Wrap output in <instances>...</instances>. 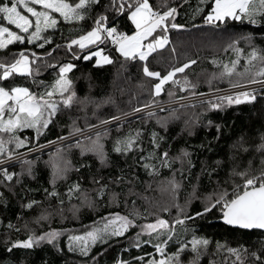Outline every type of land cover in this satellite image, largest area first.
I'll return each instance as SVG.
<instances>
[{
    "label": "snow or ice",
    "instance_id": "snow-or-ice-1",
    "mask_svg": "<svg viewBox=\"0 0 264 264\" xmlns=\"http://www.w3.org/2000/svg\"><path fill=\"white\" fill-rule=\"evenodd\" d=\"M183 2L186 3L187 0ZM206 2L207 0H199L192 11L193 19L205 11L203 5ZM172 3L173 0H164L158 5L150 3V0H108V3H102V0H0V17L17 29L14 31L0 23V50L7 49L16 42L22 44L27 41L32 44L41 40L43 43L36 46L43 48L44 44L52 40L48 30H57L60 20L77 25L91 20L90 29H77L81 34L66 41L73 58L86 62L95 58L93 67L110 65L114 61L105 54V47L111 44L125 60L145 61L142 67L144 75L155 78L157 82L151 86L149 100L133 108L132 114L143 112L145 122L154 120L166 132L169 125L180 120L181 116L178 109L163 107V102L157 99L161 93L179 102L181 109L199 105L198 113L183 120L184 129L191 136L194 135L195 126L201 123L206 129L215 128L216 134L212 140L198 146L211 152L212 148L208 145L220 139L225 125L203 118L209 112H223L233 106L251 104L257 100L258 95L264 98V47L252 44L254 34L251 32L227 44L224 52H231L232 56L228 60L215 56L211 59V64L217 70L210 72L204 81L208 85L207 93L197 91L199 81L193 82L185 71L195 65L196 60L189 59L179 66H173L163 75L160 71L151 70L147 61L153 53L169 44V30L185 28L184 24L175 22L180 14L178 7L182 4L169 6ZM21 8L30 15L24 14ZM94 8L102 10L93 16ZM121 16L129 22L130 32L121 29ZM228 21L264 27V0H213L203 22L219 27ZM260 35L264 37V33ZM240 39L248 41L247 51L238 46ZM73 46L79 52L73 51ZM50 55V52L40 54L22 49L13 54L11 62L0 61V205L7 207L9 197L17 195V188L22 193L42 192V200L29 198L26 203L21 204V208L36 211L34 222L43 224L57 217L68 219L65 212L72 219H78L81 207H95L97 201L104 197H107L109 204H119L121 193L115 191L113 186L131 183L126 181L123 174L115 178L110 176L106 181L103 176L92 175L90 182L95 187L91 189L85 188L81 183L82 176L79 180L69 182L73 173L79 175L82 169L90 171L94 163H98L101 169L108 168L112 154H117L131 157L143 167L151 178L146 190L151 189L152 182L155 181L159 190L167 195L164 203L152 202L153 206L159 208V213L169 215L175 210V216L169 220L154 212L149 213L154 217L151 222L137 223L139 218L146 220L147 216L142 217L133 200L127 214L108 213L99 218V223L94 221L82 226L79 232L75 229L49 227L47 231L40 233L30 231L24 239H9L5 246L7 256L11 257L14 250L34 252L45 245L60 251L62 237L70 251H79L88 256L93 246L107 244L110 239L122 237L130 229L138 228L139 231L129 241V248L142 249L143 245L152 244L154 251L136 256L129 254L127 259L118 257L115 264H202L210 247L213 248L211 255L216 259H209L208 264H264V252L250 251L243 243L233 246L227 240L213 241L210 236L198 234V228L188 227L189 224L202 220L209 225L222 223L226 227L245 231L264 230V169L253 174L250 171L251 160L242 171L232 170L234 175L242 179V184H233L231 191L218 186L212 192L199 196L197 193L202 177L207 176L211 181L212 175L225 162L216 159L212 162L214 166H210L206 160L201 161L200 170L195 171L193 146H181L172 153L170 144L163 147L166 137L155 128L148 133L142 128H129L126 133L121 134V118L128 113L112 115L107 119L97 117L96 124L85 121L84 127L78 125V118L69 117L71 123L67 125L69 131L66 135L40 143L49 126L65 111L74 108L84 110L88 104L99 109L104 103H113L111 97L103 98L97 103L87 95L79 96L75 91L74 80L69 77V73L77 65L72 62L45 64V58ZM46 67L58 69L50 82L38 79L41 70ZM17 77L30 81L35 89L15 85L12 81ZM220 81H227L228 89L214 86L215 82ZM176 88L187 91L188 95H177L174 90ZM187 100H195L196 103H184ZM160 112H166L167 115L162 116ZM95 115L94 111L93 116ZM112 124L118 133L115 137H112ZM22 130H31L34 135H23ZM146 135L149 147H145ZM258 140L256 144H247L241 134L229 147L239 148L245 153L250 150L260 153V163L264 165V131L258 134ZM53 145L57 147L47 153V159H43L44 149ZM22 148L26 150L19 151ZM17 166L18 171L15 170ZM165 170L168 175L162 176L161 173ZM40 173L47 175L48 186L28 188L27 184L36 181ZM186 185L191 191L186 190ZM61 187L63 191L60 190ZM182 192L185 193L183 203L180 202ZM132 195L138 193L134 188H129L123 200L126 207L129 204L127 197ZM74 199L79 203H72ZM194 200L200 202V208L196 211L191 210ZM143 212L147 213L148 209L144 208ZM176 225L182 226L185 233L191 232V239L185 240L183 236L177 239ZM7 227L19 231L11 221ZM144 236L148 239H142ZM153 240L157 242L153 244ZM261 245L264 247V238L261 239ZM169 247L174 250L169 251ZM125 251L128 252V249ZM187 253L191 255L187 256ZM91 259L95 261V256ZM4 264H16V260L7 259ZM20 264H24L23 260Z\"/></svg>",
    "mask_w": 264,
    "mask_h": 264
},
{
    "label": "trees",
    "instance_id": "trees-1",
    "mask_svg": "<svg viewBox=\"0 0 264 264\" xmlns=\"http://www.w3.org/2000/svg\"><path fill=\"white\" fill-rule=\"evenodd\" d=\"M164 0H150V3L156 5L163 3ZM199 0H187L186 3L183 0H173V3L169 6L181 5L178 7L180 13L176 18V23L184 24L183 29H170L168 32L169 44L165 45L163 49H159L156 53H153L147 61L151 70L160 71L161 74H165L167 70H170L173 66H179L185 63L187 60H196V64L192 65L190 69H186V73L193 82L199 81V87L197 91L208 90V85L204 83L208 74L212 71H216V67L211 64V59L215 56L222 60H228L231 58L232 53L225 54L224 48L232 40L245 36L251 32L254 34L252 44L259 47H264V37L260 33H264V27H256L248 25L247 22L240 23L234 21H228L226 24H220L219 27L215 25L205 24L203 17L207 15V11L210 9L213 0H207L203 5L205 11L192 18V11L197 6ZM102 3H108V0H102ZM102 9L94 8L92 15L95 16L97 11ZM111 22V14H109ZM120 27L122 30L130 32L129 22L124 16L120 17ZM92 24L91 20H86L80 24H67L60 20L59 27L53 32L48 30L52 35V40L48 44H44L43 48H39L36 45L43 43V41H34L32 44L24 42L20 44L18 42L13 45H9L4 51H0V57L2 60L14 59L13 54L20 51L19 48L24 50H30L32 52L44 53L50 52L51 55L45 58V64H63L72 62L77 65L69 77L74 80L75 91L79 96H89L94 98L97 103H100L103 98L111 97L113 103H104L99 109H96L93 104H88L84 110L74 108L70 111H65L62 115H59L54 124L49 126V130L45 137H42L40 143H44L47 140L56 139L57 136H64L69 131L67 127L71 123L69 117L78 118L77 123L80 127H84L85 121L88 123L96 124L97 117L101 119H107L112 115H120L131 111L133 108L139 107L140 104L146 102L150 98V89L153 83L157 82L155 78L146 77L142 71L145 61L139 59L125 60L116 50L114 45H101L105 47V51L113 59V63L110 65H103L93 67V58L90 61H83L82 59H74L72 54L68 51L66 41L81 34L77 29H90ZM134 27V26H133ZM59 45V47H57ZM239 47L245 49L249 48V43L246 40H239ZM175 49V51H172ZM95 51V48L92 49ZM73 51L79 52L76 46H73ZM86 53H81V55ZM243 63V61H241ZM58 69L46 67L41 70V74L38 79L45 82L52 81ZM179 75V74H178ZM15 85L29 86L35 89V85L30 81L17 77L12 81ZM214 86L222 88L228 86L227 81L215 82ZM167 88L168 85H165ZM177 95H186L187 91H181L179 88L174 89ZM160 101L170 99L165 93L157 98ZM195 104V103H192ZM178 109L181 119L172 122L167 131L160 129L155 124L154 120L145 122L144 114L138 115L127 120L122 121L123 127L121 134L126 133L129 128L136 129L142 128L145 133L150 132L153 128L161 135L166 137V143L163 147L171 145V152L174 153L176 149L181 146H193L192 151L193 162L196 164L195 171L200 170V162L207 161L210 166L216 159L223 160L225 163L216 170L212 175L211 181L207 176L202 177L201 186L197 195L203 196L209 192H212L217 187L227 188L229 191L233 188V184L243 183L242 179L233 174L232 170L242 171L248 167V162L251 160L250 171L255 174L258 171L264 169V165L260 163V153H255L250 150L245 153L237 149H230V145L237 140V138L243 134L247 144H256L259 142L258 134L264 131V98L259 95L257 100L251 104H244L239 106H233L226 109L223 112L213 111L209 112L203 119H212L217 123L225 125L222 129V134L218 141L212 142L208 147L212 148L209 152L205 149H201L198 146L206 141H211L215 136V128L206 129L203 124L195 126L193 129L194 135H189L188 131L184 129L183 120L188 116H193L200 111V106L195 108H184L180 106L170 107ZM95 111L96 115L93 116ZM160 115H167L166 112H160ZM112 130V137H115L118 133L115 130V125L110 126ZM23 135L32 137L34 134L31 130L22 131ZM90 134V133H89ZM145 147H149L147 143V135L145 136ZM31 146V145H29ZM110 147V141L108 142ZM56 146L45 149L43 159H47V153L53 151ZM26 149H19L23 151ZM40 155V153H36ZM179 167V165H176ZM13 170V169H10ZM15 170H19L18 166ZM126 178V181L131 183H122L118 186H113L114 190L121 193L120 203L109 204L107 197L97 201L95 207L83 206L80 209L79 218L72 219L70 214L65 212L68 219L54 218L50 222H44L43 224H36L34 217L37 215L36 211L22 209L21 204L26 203L29 198L42 200L43 193L39 191L22 193L20 188L16 189L17 195L9 197V204L7 207L0 205V264H4L7 259H15L16 264H20L23 260L24 264H115V260L120 258H129V254L132 256L141 255L143 252H153L152 244L143 245L142 249L129 248V241L138 228L130 229L122 237H114L108 241L107 244H97L93 246L88 256L82 255L79 251H70L67 248L66 240L61 238L60 248L58 251L50 245L42 246L36 249L34 252H25L21 250H14L11 257L5 253L6 241L24 239L30 231L40 233L47 231L49 227L63 228V229H75L77 232L82 230V226L90 225L92 222L99 223V218L106 216L108 213L119 212L121 214H127L131 207V202L136 201V207L140 209L143 216H147V219L139 218L137 223L151 222L154 218L149 213H159V208L154 207L152 202L164 203L167 200V195L159 190L155 181L152 182V188L146 190V185L150 181V177L145 172L143 167L139 163L134 162L131 157L120 156L112 154L111 164L108 168L101 169L98 163H94L93 168L89 170L82 169L78 174L73 173L71 175V181L79 180L82 176L81 183L85 188H93L90 180L92 175H99L105 178L121 175ZM162 176H167L168 172L165 170L161 173ZM135 177V178H134ZM156 179H159L156 178ZM217 182H219L217 184ZM47 175L44 173L38 174L36 181L27 184L30 189H37L41 187H47ZM134 188V191L138 195L128 196L129 201L126 207L123 203L127 190ZM63 191V187L60 189ZM186 190L191 191L190 188ZM185 193L180 194V202L183 203ZM53 204L55 201L52 202ZM72 203H79L78 200H73ZM68 205L66 204L65 207ZM147 208L148 212L144 213L143 209ZM200 208V202L194 200L191 206L192 211H196ZM164 218L171 220L172 216H175V210L171 215L167 213H159ZM18 228L19 231L9 229L7 227L8 222ZM25 225L27 227L25 228ZM176 238L183 236L185 240L191 239V232L185 233L183 227L176 225ZM189 228L196 227L200 231L198 234L207 235L215 240H227L231 245L235 246L237 243H243L250 251L264 252V247L261 245V239L264 238V231L261 230H239L236 228L226 227L221 224H207L202 220H197L194 224H189ZM142 239H148L147 236ZM157 241L153 240V244ZM128 249V252L125 251ZM169 251L174 250L169 247ZM213 248H209V254L202 259V264H208L209 259H216L211 253ZM191 253H187L190 256ZM95 256V261L91 257ZM187 256L185 258H187ZM222 259V257H220ZM251 259V257H249Z\"/></svg>",
    "mask_w": 264,
    "mask_h": 264
},
{
    "label": "built area",
    "instance_id": "built-area-1",
    "mask_svg": "<svg viewBox=\"0 0 264 264\" xmlns=\"http://www.w3.org/2000/svg\"><path fill=\"white\" fill-rule=\"evenodd\" d=\"M220 89H228V86H226V87H222V88H220ZM238 90H242V89H238ZM202 93H207L208 92V90H206V91H201ZM188 94H186V95H181V96H187ZM163 102V107H165V108H170V107H175V106H179V102H176V101H174L173 99H167V100H163L162 101ZM184 103H189V104H192V103H196V101L195 100H187V101H184ZM126 113H128V115L127 116H125V117H122L121 119H122V121H124V120H127V119H129V118H132V117H135V116H138V115H142V114H144L143 112H141V113H136V114H132V112L131 111H129V112H126ZM119 116V115H118ZM111 126V125H110ZM53 140H55V139H53ZM54 146H56V145H53L52 147H54ZM52 147H50V148H52ZM46 149H49V148H46ZM45 150V149H44ZM23 151H25V150H23ZM23 151H21V152H23Z\"/></svg>",
    "mask_w": 264,
    "mask_h": 264
},
{
    "label": "rangeland",
    "instance_id": "rangeland-1",
    "mask_svg": "<svg viewBox=\"0 0 264 264\" xmlns=\"http://www.w3.org/2000/svg\"><path fill=\"white\" fill-rule=\"evenodd\" d=\"M21 10L24 12V14H26V15H30V14H28L27 12H26V10H23L22 8H21ZM58 15V14H57ZM31 18V17H30ZM0 23H2V24H4L5 26H8V27H11L12 28V30H14V31H16L17 29L14 27V26H12V25H10V24H8V22H6V21H4L3 19H2V17H0ZM25 42H27V41H25ZM19 43V42H18ZM28 43V42H27ZM21 44V43H20ZM22 44H24V43H22ZM20 50H22L23 48L21 47V48H19ZM5 50V49H4ZM3 50V51H4ZM24 50V49H23ZM1 51V50H0ZM105 54L106 55H109V53L108 52H106L105 51ZM110 56V55H109ZM13 60V58H11V59H9V60H2L1 59V57H0V61H3V62H11ZM22 131H24V130H22ZM23 134V133H22ZM25 135V134H24ZM242 184V183H241Z\"/></svg>",
    "mask_w": 264,
    "mask_h": 264
},
{
    "label": "water",
    "instance_id": "water-1",
    "mask_svg": "<svg viewBox=\"0 0 264 264\" xmlns=\"http://www.w3.org/2000/svg\"><path fill=\"white\" fill-rule=\"evenodd\" d=\"M261 231H264V230H261Z\"/></svg>",
    "mask_w": 264,
    "mask_h": 264
}]
</instances>
